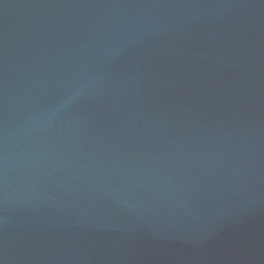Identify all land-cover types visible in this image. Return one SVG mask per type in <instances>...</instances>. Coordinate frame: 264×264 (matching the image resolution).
<instances>
[{"label":"water","instance_id":"water-1","mask_svg":"<svg viewBox=\"0 0 264 264\" xmlns=\"http://www.w3.org/2000/svg\"><path fill=\"white\" fill-rule=\"evenodd\" d=\"M0 264H264V0H0Z\"/></svg>","mask_w":264,"mask_h":264}]
</instances>
